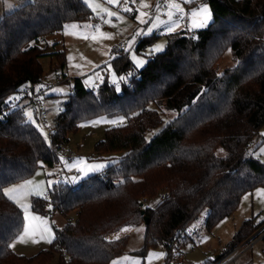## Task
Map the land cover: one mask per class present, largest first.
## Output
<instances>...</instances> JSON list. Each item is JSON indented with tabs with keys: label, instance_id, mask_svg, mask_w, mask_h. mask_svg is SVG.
Here are the masks:
<instances>
[{
	"label": "trees",
	"instance_id": "1",
	"mask_svg": "<svg viewBox=\"0 0 264 264\" xmlns=\"http://www.w3.org/2000/svg\"><path fill=\"white\" fill-rule=\"evenodd\" d=\"M202 1L210 5L213 22L169 38L163 52L128 78L130 88L117 91L106 77L93 92L82 78L73 79L50 142L28 121L24 108L6 113L0 122V264H51L58 254L59 264H110L124 253L128 237L107 236L125 226L145 225V217L149 224L140 254L164 245L165 264H170L172 251L191 239L181 231L203 210L208 209L207 227L213 228L235 212L246 192L264 186V162L251 153L264 128V0ZM93 18L84 0H32L0 19V114L23 86L36 94L35 86L45 79L43 58L56 57L55 70L64 72L66 50L50 52L47 38L67 23ZM156 37L140 38L136 51ZM229 49L236 65L220 71ZM113 67L119 75L133 70L124 52ZM163 105L177 114L166 123ZM118 115L127 123L108 129L96 153L122 156L100 174L55 184L48 199L34 197L33 212L45 214L50 202L66 217L75 211L76 218L55 229L50 249L31 257L17 254L9 244L22 232L24 214L2 188L31 177L41 162L56 166L58 150L82 121ZM166 192L168 200L149 204ZM263 225L245 221L227 251L207 264L250 243Z\"/></svg>",
	"mask_w": 264,
	"mask_h": 264
},
{
	"label": "rangeland",
	"instance_id": "2",
	"mask_svg": "<svg viewBox=\"0 0 264 264\" xmlns=\"http://www.w3.org/2000/svg\"><path fill=\"white\" fill-rule=\"evenodd\" d=\"M15 1L16 0H0V19L5 14L12 12L15 9L13 4ZM17 1L21 3L24 2L22 0ZM92 2L93 6L98 7V10L100 12L99 15L98 12H94L92 8L89 7L94 15V18L92 20L84 23H67L63 31L47 38L50 52L61 50L64 47L67 55V67L65 68L63 73L62 71L55 70V66L58 63L56 57L49 56L41 60L45 72V79L43 80V82L35 86V91L38 94L40 102L48 112V116L46 117L48 127L43 126V124L38 121V118L35 115L34 104L26 101L24 105L25 113L32 112L33 118L35 119L36 123L40 124L43 127L44 131L48 133L47 141H49V132L53 126L54 119L61 112L64 103L68 101L69 95L72 93L73 79L82 78L85 85L89 89L96 87L97 82L103 83L106 77H108L109 82H113V73H115L118 77V73L113 67V61L117 57H119L120 53L118 49L121 45L123 46L124 54H126L132 62L133 70L130 73L133 74V72H135L136 70H141L142 68H144L147 63L142 68H137L132 60V53H135L138 58L146 59L148 62V60L153 55L158 54L156 53L153 55H148V50L152 48L153 45H163L165 50L169 38L173 37L174 35L176 36L177 34L185 31L191 33L204 29L200 28L190 30L187 26L188 18L185 17L177 21L180 24V27L176 28L174 32L169 33L167 30L168 25L165 23H161L157 28H154L152 33L149 35L146 33V29L151 27L152 24L155 23V16L160 15L161 21H167L168 19L166 14H161L166 11L165 8L160 7L161 12H157L156 6L160 5L161 0H146V2L151 5L150 8L143 9L144 11L149 13V16L143 17L146 23H141L140 20L136 18L138 16V12L136 11V9H138L140 6V0H137L135 4H132L129 0L128 6L133 9L130 12L123 11L124 0H121L119 6L107 3V0H92ZM180 2L185 8V11L188 13L198 8L201 4H208L207 2H204L202 0H192L191 3L194 4L193 6H191V3L184 4L183 0H180ZM105 8L113 12H117L124 19L119 20L115 17H112L111 19L113 23L111 25L106 23L105 21L108 19L107 16H105L103 20L100 19V15H103L102 10ZM72 25H77L78 27L73 28L71 27ZM86 25H89L91 27L86 28ZM94 27H99L103 32L110 33L112 35V38L98 40L91 39V36L93 34H96L94 32ZM142 29L145 30V32L141 35H137V33ZM154 34L157 36L154 43L151 46L147 47L145 50L137 52L136 45L139 39L145 36H153ZM85 35H87L89 38L84 39L83 37ZM132 41H134V43L131 44V50H129V43ZM43 46L47 47L46 42L43 43ZM69 57H72V59L70 60ZM235 65L236 58L234 57L232 50L229 49L226 51L218 65L219 70L224 71L226 68H232ZM103 71H105L106 74H103ZM130 77L131 76H129L128 78ZM160 110L163 111L165 123L177 116L175 112L167 111L164 105L160 107ZM120 118H123V122H119ZM95 121L100 122L94 123ZM110 121H118V123L114 124L110 123ZM126 123L127 117L123 115L113 117L99 116L82 121L79 125L78 130L75 133L69 135V142L65 146L67 151H73L74 153H76V155H78V158L75 160H68L64 155H59L60 161L56 166L50 167L46 164H43V167H40L35 172V174L25 180H32L38 188L42 187L44 190V195L47 196L49 189H52L55 184L63 182L61 181L60 174L64 170H66L67 172H78L75 168L69 170L61 161V157H63L64 160L68 161L69 163H74L77 160H84L87 161L89 165H104L102 169L90 172L88 176H83L81 174L82 176L78 181L85 180L90 176L104 172L106 168L118 161L122 154L99 156L96 153V144L104 140L106 131L108 129L123 126ZM159 130L160 128L150 131L147 137L151 138ZM219 153L224 154L225 152L220 149ZM251 153L256 158L264 162V128L261 131L259 139L252 148ZM49 173H51V175H49ZM23 181H20L16 184H22ZM49 181H51L52 183H48ZM258 189H264V186H259L249 192H246L242 196L240 204L235 212L232 215L225 217L224 219L219 221L213 228L207 227L208 209L203 210L188 229L190 231L196 228V231L191 234V239L185 245L177 246L175 250L172 251V259L170 264H207L210 261H214L219 255H222L227 251L228 247L233 242L237 232L243 226L245 221L253 220V223L256 225L264 224V197H257ZM34 197L44 198V196H36L33 194L28 195L26 198L22 199V202L31 205V214L40 217H46L54 233V225L62 226L63 224L65 225V223H68V219L76 218L75 211L70 212V214L66 217L59 211L54 210V206L50 202L46 205L45 214L33 212L32 199ZM160 202V197H157L151 200L149 204L152 207H155ZM129 229L130 230L128 232H131L126 235L128 239L124 253L114 258L110 264H112L114 260H118L120 264H135L136 260H139L140 264H148L147 256L149 253L153 252H163L166 255L160 259L153 258L151 264L166 263L167 249L164 245H158L157 247L148 249L146 255L140 254V251L144 247V224L138 226L134 230L132 228ZM38 231L39 230H37V232ZM128 232H124L121 230L119 231V233L112 235L111 238H114L117 235H124ZM263 234L264 225L252 236L253 239L250 243L238 247L240 256L232 264H264V241L263 239L256 240ZM35 238L39 239V235H37ZM12 243L15 244V247H12V249L17 254L25 255L27 257L34 256L41 250L50 249L52 247V243L49 244L44 240H40L39 243H33L31 238H26V242L14 240ZM60 256L61 255L58 254L51 264H59ZM124 257H130L131 259L125 261L123 259ZM65 259H68V255H65ZM62 261H64L63 257Z\"/></svg>",
	"mask_w": 264,
	"mask_h": 264
},
{
	"label": "snow or ice",
	"instance_id": "3",
	"mask_svg": "<svg viewBox=\"0 0 264 264\" xmlns=\"http://www.w3.org/2000/svg\"><path fill=\"white\" fill-rule=\"evenodd\" d=\"M121 0H107V3L112 5H120ZM132 4H135L137 0H130ZM192 0H183L184 4L191 3ZM84 3L92 8L94 12H98V15L100 14L98 7L93 6L92 0H84ZM129 0H124V12H130L133 9L128 6ZM151 5H149L146 0H140V6L136 11L138 12L137 19L140 20L141 23H146L145 19L143 17L149 16V13L144 11L143 9L150 8ZM157 12L160 13V5L156 6ZM165 9L166 11L163 14L167 15V21H161L160 15L155 16V23L152 24L151 27L146 29L147 34H151L154 28H157L159 24L165 23L168 25V32L172 33L176 30V28L180 27V24L177 22L180 19H183L185 17L188 18V28L190 30L205 28L209 26L211 22L214 20V14L212 9L208 4H201L198 8L191 11L190 13L185 11V8L182 6L180 0H166L165 2ZM103 15H100V19H104L105 16L108 17V19L105 21L108 24H112V17H115L116 19L123 20L124 18L120 16L117 12H113L107 8L102 10ZM114 26V25H113ZM67 27V26H66ZM71 27L76 28L77 25H72ZM91 27L89 25L85 26ZM94 32L96 34H93L91 36V39L98 40V39H111L112 35L110 33L103 32L99 27H94ZM145 30H141L137 33V35H141L144 33ZM75 34V33H73ZM84 39H88L89 37L85 35L83 37ZM195 38V37H194ZM134 43V41L129 43V50H131V44ZM164 50L163 45H153L152 48L148 50V55H153L156 53H160ZM71 60L72 57H69ZM132 60L135 63L137 68H142L146 63L147 60L143 58H138L135 53H132ZM79 67V66H77ZM129 76H132V73H128L125 77H117L115 73H113V83L117 84V91H120L119 83L120 81L127 82V78ZM15 97L11 98L12 101H15ZM25 115L28 118V121L35 125L37 130L41 133V135L44 137L45 141L48 140V133L44 131L43 127L36 123L35 119L33 118L32 112H26ZM100 121H95L94 123H99ZM119 122H123V118H120ZM110 123H118V121H110ZM61 161L64 163V165L69 169L75 168L79 173H81L83 176H88L90 172H94L96 170L102 169L104 165L102 164H92L89 165L87 161L84 160H77L74 163H69L68 161L64 160L63 157L60 158ZM41 167H43V162H41ZM51 175V173H49ZM75 179V178H73ZM48 183H52L49 181ZM3 195H5L9 200H12L14 203H16L23 211V219L26 222L23 227V232L19 235L15 236L14 239L26 242V238H31L33 243H39L40 240H44L47 243H52V241L55 239V233L52 230L51 225L48 222V219L46 217H40L36 216L34 214H31L30 209L31 205L26 204L22 202V199L26 198L28 195H36V196H44V199H48L46 195H44V190L42 187L38 188L32 180H24L22 184H14L10 187H3L2 188ZM257 197H264V189H258L257 190ZM247 198V197H245ZM35 222V223H33ZM37 230H39L37 232ZM129 228H124L122 231L128 232ZM39 235V239H36L35 237ZM117 240L120 239V236L117 235L115 237ZM9 247H15L14 243L9 244ZM166 254L163 252H153L149 253L147 256L148 264H151L153 258L160 259L163 258ZM125 261H128L131 259L130 257H124ZM112 264H120L118 260H114ZM135 264H140L139 260L135 261Z\"/></svg>",
	"mask_w": 264,
	"mask_h": 264
},
{
	"label": "built area",
	"instance_id": "4",
	"mask_svg": "<svg viewBox=\"0 0 264 264\" xmlns=\"http://www.w3.org/2000/svg\"><path fill=\"white\" fill-rule=\"evenodd\" d=\"M165 2L166 0H161L160 2V7L165 8ZM119 53L122 54L123 51V46L121 45L120 48L118 49ZM103 74H106L105 71L102 72ZM118 77H125L124 75H119ZM100 82L96 83V87L90 88L93 92H95L97 90V88L100 86ZM110 84H112V86L114 88H117V84L111 82ZM124 85H128L127 87L130 88V83L129 80L127 78V82L124 81H120L119 83V87L120 90H122ZM15 97V101H12L11 98ZM30 102L31 104H34L35 107V112L37 114V117L40 121L41 124H43V126L48 127L47 126V120L46 117L48 116V112L45 109V107L43 106V104L40 102V99L38 97V94H34L32 92V90L29 87H22L19 91H17L12 97H10L7 101V109L3 111V113L0 114V122L4 120V116L6 115L7 112L9 111H13L16 110L18 108H24L25 111V102ZM49 129V128H47ZM53 129L51 128L50 131H52ZM58 154L59 155H64L68 160H75L78 158V155H76V153H74L73 151H67L65 147H61L58 150ZM81 173L76 172V171H72V172H67L66 170H64L61 174H60V178L61 181L69 183V184H74L75 182H77L80 178H81ZM75 178V179H73ZM170 198V193L166 192L164 194H162L160 196V200L161 201H165L168 200ZM74 219L70 218L68 219V222H73ZM196 231V228H194L193 230H186V231H181L182 234L186 235H191L193 232ZM264 237V234L262 236H260L259 238H257L256 240L262 239ZM56 248H58V246H56ZM239 248L236 249L235 251L231 252L229 255H227L226 257H224L223 259H221L220 261H218L216 264H232L233 262H235L238 257L240 256V251Z\"/></svg>",
	"mask_w": 264,
	"mask_h": 264
},
{
	"label": "crops",
	"instance_id": "5",
	"mask_svg": "<svg viewBox=\"0 0 264 264\" xmlns=\"http://www.w3.org/2000/svg\"><path fill=\"white\" fill-rule=\"evenodd\" d=\"M22 1H24V2H19V1H15L13 4H14V8L16 9L17 7H19V5H23V3L25 4V3H27L28 1H31V0H22ZM21 3V4H20ZM13 9V8H12ZM44 93V92H43ZM37 94V93H36ZM65 225H66V223H65ZM65 225L63 224L62 226H56V225H54V228L56 229V228H60V229H62V228H64L65 227ZM124 228H132L133 230L135 229V228H137V226H135V225H129V226H125V227H123L122 229H124ZM121 229V230H122ZM121 230H119V231H121ZM119 231H117V232H119ZM131 232V231H130ZM130 232H128V233H126V234H124V235H122V236H120V238H122V237H124V236H126V235H128ZM116 233V232H115ZM115 233H112V234H110V235H108L107 236V239L108 240H117L116 238H111V236L113 235V234H115Z\"/></svg>",
	"mask_w": 264,
	"mask_h": 264
},
{
	"label": "water",
	"instance_id": "6",
	"mask_svg": "<svg viewBox=\"0 0 264 264\" xmlns=\"http://www.w3.org/2000/svg\"><path fill=\"white\" fill-rule=\"evenodd\" d=\"M145 212L143 211L142 214H144ZM145 225H148L149 224V218L148 217H145Z\"/></svg>",
	"mask_w": 264,
	"mask_h": 264
}]
</instances>
